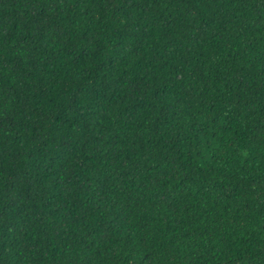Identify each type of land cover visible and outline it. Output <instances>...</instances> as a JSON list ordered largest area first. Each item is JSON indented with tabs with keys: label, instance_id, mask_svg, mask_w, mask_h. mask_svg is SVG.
I'll return each mask as SVG.
<instances>
[{
	"label": "trees",
	"instance_id": "obj_1",
	"mask_svg": "<svg viewBox=\"0 0 264 264\" xmlns=\"http://www.w3.org/2000/svg\"><path fill=\"white\" fill-rule=\"evenodd\" d=\"M0 264H264V0H0Z\"/></svg>",
	"mask_w": 264,
	"mask_h": 264
}]
</instances>
